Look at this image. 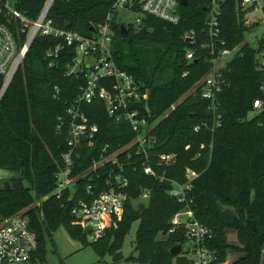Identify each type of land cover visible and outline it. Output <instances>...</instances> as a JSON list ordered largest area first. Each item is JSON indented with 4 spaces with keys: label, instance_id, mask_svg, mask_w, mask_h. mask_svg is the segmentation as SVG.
Listing matches in <instances>:
<instances>
[{
    "label": "trees",
    "instance_id": "trees-1",
    "mask_svg": "<svg viewBox=\"0 0 264 264\" xmlns=\"http://www.w3.org/2000/svg\"><path fill=\"white\" fill-rule=\"evenodd\" d=\"M208 1L186 0L185 5H178L176 24L143 17L147 30L142 39L134 36L130 25L125 26L127 33L122 37L119 23L113 20L112 57L120 69L131 73L148 89L149 119L166 111V116L159 118L152 128V152L174 153L175 162L170 167H158V171L164 170L167 178L178 181L183 180L185 167L197 172L191 182L190 207L199 222L212 228L214 235L209 246L216 249L218 261L223 258V235L215 224L219 219V202H225L231 210H222L220 217L233 222L242 253L232 264H264L259 259L264 242V139L260 142L264 136V107L247 118L252 100L263 97L264 73L256 66L255 50L245 43L239 45L244 26L237 0H222L219 5L221 36L227 46L239 45L236 58L228 61L223 70L226 86L217 97L220 126L210 128L211 114L198 91L186 94L210 68L207 49L198 47L205 41L203 21ZM44 2L13 0L14 7L28 18H34ZM110 2L53 0L47 17L56 27L88 35L91 28L103 23ZM188 30L193 31L192 44L183 38ZM55 42L40 35L32 40L0 98V168L10 173L0 181V220L12 214L26 217L37 240L36 259L32 257L29 264L44 262L42 233L50 234L60 225L83 244L74 236L78 233L86 239L85 233L70 213L75 195L82 193L84 180H80V174L96 158L100 146L107 143L117 147L132 135L124 124H112L102 108L95 109L94 104L85 106L89 121L97 124V132L92 145L82 146L74 161L73 173L79 175L75 195L69 199L64 192L58 196L53 193V174L60 165L59 153L66 138L64 128L55 130L56 118L63 113L80 82L79 76L64 73V66L70 61L69 52L59 55L56 66H47L44 51ZM186 47L196 49L190 61L184 59ZM183 71L187 73L181 76ZM204 120L207 125L194 131L193 126ZM124 168L130 200L124 202L116 227L105 230L88 244L99 258L107 254L110 264H119L121 260L134 264H186L184 257L169 253L172 246L181 243V236L166 232L169 217L183 204L167 195V182L145 176L138 167ZM110 169L104 163L91 174L102 181ZM142 189H148L149 195L139 207L132 200ZM35 200H39L38 205ZM133 221H137V226L132 251L122 257V237Z\"/></svg>",
    "mask_w": 264,
    "mask_h": 264
},
{
    "label": "built area",
    "instance_id": "built-area-1",
    "mask_svg": "<svg viewBox=\"0 0 264 264\" xmlns=\"http://www.w3.org/2000/svg\"><path fill=\"white\" fill-rule=\"evenodd\" d=\"M52 1L45 0L37 15L28 18L14 7L13 0H0V98L36 36L56 40L44 51L47 66H56V59L61 53L71 54L70 61L64 66V73L79 76L80 82L63 113L56 118L55 130L64 128L66 138L64 148L59 153L60 165L53 174V193L58 196L64 192L69 199L75 195L79 175L73 173L74 161L79 158L82 146L92 145L97 132V124L89 121L84 107L94 104L95 109L102 108L112 124H124L132 135L117 147L112 148L107 143L100 146L96 158H92L84 173L80 174V180H84L82 193L75 195L70 213L77 226L84 231L86 239L93 242L105 230L116 227L122 216L124 202L130 200L126 191L128 181L124 167H138L145 176L158 182H167V195L175 202L183 204L182 208L169 217L166 230L167 233H178L181 236L177 255L184 257L186 264H219L216 249L209 246L214 235L212 228L199 222L190 207L191 182L197 172L185 167L183 180L178 181L167 178L164 170L158 171V167H170L175 162L174 153L152 152L155 142L152 128L159 118L166 116V111L158 118L150 120L147 107L148 89L131 73L120 69L112 57L111 23L115 21L118 9H130L140 14L134 18L132 25L129 24L134 33L144 26L142 19L145 16L176 24L179 20L178 0H110V8L103 23L91 28L88 35L54 26L51 18L47 17ZM221 1H208L203 21L205 41L198 45L199 48L207 49L210 68L186 93L193 94L196 90L199 97L206 101V109L211 114V129L220 126L217 97L226 86L223 70L233 54L236 58L239 50V45L227 46L221 36L218 22ZM237 2V11L244 27L254 24L260 17L264 19V0ZM146 30L145 27V32ZM183 38L192 44L193 31L184 32ZM195 50L186 47L183 52L184 59L190 61ZM258 50L261 58L254 59L257 68L264 73V42ZM186 73L187 71H183L181 76ZM261 90L263 97L254 98L251 102L253 112L264 107V77ZM172 107L173 105L170 109ZM206 125L205 120L201 121L193 126V130ZM187 147L188 145L184 146L185 149ZM199 147L202 148V144ZM104 163H108L111 169L99 181L98 176L93 177L91 173L101 168ZM5 172L7 171L0 168V181L8 177ZM148 195L149 190L142 189L132 203L143 205ZM38 203L39 200H35V205ZM36 248L35 234L30 230L25 216L11 215L0 220V264H29Z\"/></svg>",
    "mask_w": 264,
    "mask_h": 264
},
{
    "label": "rangeland",
    "instance_id": "rangeland-1",
    "mask_svg": "<svg viewBox=\"0 0 264 264\" xmlns=\"http://www.w3.org/2000/svg\"><path fill=\"white\" fill-rule=\"evenodd\" d=\"M140 16V14L134 13L130 9H118L115 14V21L123 25L133 24L134 18ZM133 32V31H132ZM264 42V19L258 18L254 24L247 25L243 30V37L239 45L247 44L250 48L255 50L254 58L260 60L261 52L259 45ZM264 93V90H263ZM257 112L249 111L247 113V118L252 117ZM264 136L260 142H262ZM6 176L10 173L5 172ZM250 197V191L249 196ZM34 204V203H33ZM134 204V203H133ZM219 214L218 221H216L215 227L222 232L223 238L220 240V250L222 251V261L219 264H232L238 256L242 253L240 251V245L236 240V228L231 222V219H224L220 217L222 210H231V207L225 202H219ZM19 215V214H12ZM11 216V215H10ZM9 217V216H8ZM7 218V217H6ZM137 226V221H133L127 232L123 235L120 244V253L122 257H126L131 251L133 246L134 231ZM81 231V230H80ZM75 238H80L83 244L77 239L71 238L60 225L50 234L42 233L43 239V258L44 264H110L111 258L104 254L102 258H99L92 250L90 241L81 238L77 233ZM161 235L158 233L157 238ZM260 261H264V242L261 246L259 253ZM119 264H134L133 262H128L121 260Z\"/></svg>",
    "mask_w": 264,
    "mask_h": 264
},
{
    "label": "water",
    "instance_id": "water-1",
    "mask_svg": "<svg viewBox=\"0 0 264 264\" xmlns=\"http://www.w3.org/2000/svg\"><path fill=\"white\" fill-rule=\"evenodd\" d=\"M178 3L179 5H185L186 4V0H178ZM118 30H119V34L124 37L127 33L126 31V28L123 24L119 23L118 24ZM144 32H145V26H141L140 29H138L137 31L134 32V36L137 38V39H142L143 35H144ZM187 41V40H185ZM235 59V55L233 54L232 57H231V60ZM139 207L142 206L141 203L138 204ZM178 250H179V245L176 244L174 246H172L170 249H169V253L174 255V254H177L178 253Z\"/></svg>",
    "mask_w": 264,
    "mask_h": 264
}]
</instances>
